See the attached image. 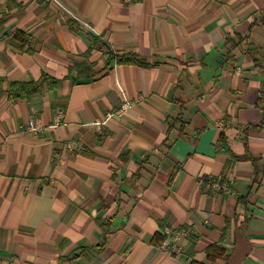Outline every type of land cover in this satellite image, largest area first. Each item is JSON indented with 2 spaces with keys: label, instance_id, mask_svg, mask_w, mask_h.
Returning <instances> with one entry per match:
<instances>
[{
  "label": "crops",
  "instance_id": "0c3cea01",
  "mask_svg": "<svg viewBox=\"0 0 264 264\" xmlns=\"http://www.w3.org/2000/svg\"><path fill=\"white\" fill-rule=\"evenodd\" d=\"M0 264H264V0L0 3Z\"/></svg>",
  "mask_w": 264,
  "mask_h": 264
},
{
  "label": "built area",
  "instance_id": "2783aa9c",
  "mask_svg": "<svg viewBox=\"0 0 264 264\" xmlns=\"http://www.w3.org/2000/svg\"><path fill=\"white\" fill-rule=\"evenodd\" d=\"M6 0H0V3L4 2ZM123 4H130L132 2H135L137 0H121ZM132 105V103L128 100H124L121 108H120V112L125 113L130 106ZM62 113L59 112L57 113L56 117H55V124H58L60 121V118H62ZM103 125V120H100L96 123V127L97 129L100 130L101 126ZM29 128L33 131H38L39 127L33 123L32 121L29 122ZM66 146L68 147V149L70 150H75V151H80L83 148V145L81 142L79 141H68L66 143ZM216 189H222L225 191H228L225 187H221L218 185H215ZM162 233H163V240L158 244V248L163 251V252H169L171 253L175 258H177L180 255V250L176 245V240L181 238V237H188L191 234V230L189 229H180L177 232H174L171 228L169 227H163L162 229Z\"/></svg>",
  "mask_w": 264,
  "mask_h": 264
},
{
  "label": "trees",
  "instance_id": "16d2710c",
  "mask_svg": "<svg viewBox=\"0 0 264 264\" xmlns=\"http://www.w3.org/2000/svg\"><path fill=\"white\" fill-rule=\"evenodd\" d=\"M112 57L113 55H110V58ZM118 62H131L135 64L138 63L134 57L120 60ZM73 71H75L77 78H82L84 76H89L91 74V72H89L90 71L89 69L81 70V67H75ZM85 72H87V74H85ZM40 88H41V84L38 82L36 83H14L10 85L9 95L10 97L14 99L26 97L30 94L38 92Z\"/></svg>",
  "mask_w": 264,
  "mask_h": 264
}]
</instances>
